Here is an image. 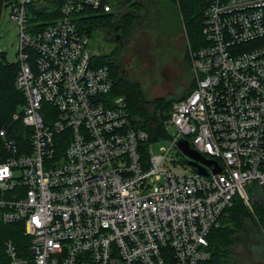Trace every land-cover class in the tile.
I'll return each mask as SVG.
<instances>
[{
	"label": "built area",
	"instance_id": "built-area-1",
	"mask_svg": "<svg viewBox=\"0 0 264 264\" xmlns=\"http://www.w3.org/2000/svg\"><path fill=\"white\" fill-rule=\"evenodd\" d=\"M42 3L0 0L20 26L15 86L25 99L22 140L0 115V225L29 240L24 256L5 242L9 264L206 262L235 199L254 212L264 193V0H207L196 86L173 104L159 155L151 144L143 152L149 134L76 22L87 10L114 13L116 0H63L51 22L30 12ZM182 140L221 172L200 163V174Z\"/></svg>",
	"mask_w": 264,
	"mask_h": 264
},
{
	"label": "trees",
	"instance_id": "trees-1",
	"mask_svg": "<svg viewBox=\"0 0 264 264\" xmlns=\"http://www.w3.org/2000/svg\"><path fill=\"white\" fill-rule=\"evenodd\" d=\"M145 1L116 0L114 13L98 14L93 10H87L86 15L76 18V22L89 38L97 29H111L121 32L123 43V35L141 18H145V21L148 22H168L164 14L157 15V19L153 18ZM147 1L151 3L155 0ZM62 4L63 0H43L40 10L37 9V4H34L30 8V12L37 20L51 22L61 17L59 9ZM207 6V0H184L182 2L183 17L180 14L182 29L184 30L183 27H185L194 49H198L204 44L202 30ZM2 11L3 7L0 4V16ZM97 61L99 66H107L111 70L114 79V93L127 98L133 123L149 134L148 142L142 145L143 152L146 153V147L151 144V140L167 138L165 122L170 116L173 104L178 100L172 104L163 100L147 101L141 87L130 83L123 77L120 54H117V51H114L110 56L97 57ZM18 71L19 65L11 66L0 59L1 119L3 125L8 127L12 134H15V138L22 140L23 124L21 120L13 119L14 114L19 112L25 103L23 94L15 86ZM195 86L196 84L191 90ZM261 193L263 194V192ZM257 220L264 224V197L258 201L255 200L254 212H251L240 198H236L233 206L226 210L222 216L221 226L211 232L209 237L210 258L202 264H238L234 258V249L239 242V237L248 233L252 225L256 226ZM22 231L21 226L0 225V264H9L4 250L5 242L8 240H13L21 255H26L25 251L29 240L24 237Z\"/></svg>",
	"mask_w": 264,
	"mask_h": 264
},
{
	"label": "rangeland",
	"instance_id": "rangeland-1",
	"mask_svg": "<svg viewBox=\"0 0 264 264\" xmlns=\"http://www.w3.org/2000/svg\"><path fill=\"white\" fill-rule=\"evenodd\" d=\"M183 1L150 3L146 0L153 18L164 14L168 22H148L141 18L123 35L121 45L114 37L121 32L115 30L100 28L90 37L88 49L93 56H110L114 51L120 54L123 77L139 85L149 102L163 100L172 104L187 96L196 83L192 66L194 48L181 25ZM19 34L20 26L11 20L10 9H4L0 16V59L11 66L19 64ZM19 117L17 112L13 119L16 121ZM150 143L155 155L171 145L164 138L153 139ZM263 197L264 193L258 192L254 200ZM234 258L238 264H264V224L257 220L256 226L252 225L248 233L239 237Z\"/></svg>",
	"mask_w": 264,
	"mask_h": 264
},
{
	"label": "water",
	"instance_id": "water-1",
	"mask_svg": "<svg viewBox=\"0 0 264 264\" xmlns=\"http://www.w3.org/2000/svg\"><path fill=\"white\" fill-rule=\"evenodd\" d=\"M114 37L117 42L122 43V37L120 35H114ZM179 146L181 150L184 152V154L191 159L189 164L195 167L200 174L207 175V170L202 165H200V163L208 167L216 166L217 168L214 170V172L215 173L221 172V168L218 166V163L216 161L209 160L203 157L201 154H199L197 151H195L190 147L188 141L182 140L179 143Z\"/></svg>",
	"mask_w": 264,
	"mask_h": 264
},
{
	"label": "snow or ice",
	"instance_id": "snow-or-ice-1",
	"mask_svg": "<svg viewBox=\"0 0 264 264\" xmlns=\"http://www.w3.org/2000/svg\"><path fill=\"white\" fill-rule=\"evenodd\" d=\"M6 171V170H5Z\"/></svg>",
	"mask_w": 264,
	"mask_h": 264
}]
</instances>
